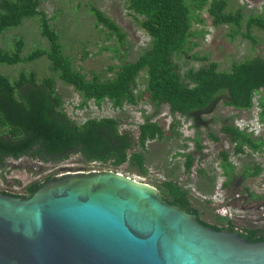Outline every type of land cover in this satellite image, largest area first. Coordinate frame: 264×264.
<instances>
[{
    "label": "trees",
    "instance_id": "16d2710c",
    "mask_svg": "<svg viewBox=\"0 0 264 264\" xmlns=\"http://www.w3.org/2000/svg\"><path fill=\"white\" fill-rule=\"evenodd\" d=\"M127 3L129 12L152 38L151 50L144 52L135 62L123 61L120 65L109 66L104 75L92 73L89 77L77 70L73 60L65 55L61 36L53 28L51 18L40 10V0H1L0 33L20 27L27 20H38L41 35L48 41L49 47L37 48L24 56L26 45L20 38L14 51L0 47V65H18L47 58L51 71L59 80L80 94L82 108L93 100L100 107L108 101L114 109H123L126 105H138L148 97L157 110L162 105H168L173 114L187 116L208 109L222 93L227 94V106L237 111H248L255 106V95L261 91L264 93V57L235 62L230 71H221L218 63H207L208 57L195 55L194 61L203 65L185 72L176 57L185 50L193 36L194 11L207 9L213 26H233L232 39L241 35L254 44L256 39L251 35V29L256 26L264 31V17L249 16L247 32L242 33L243 8L229 12L227 0H127ZM91 11L96 17V27L105 28L108 39L116 36L120 44L125 45L126 34L119 26L99 9L92 8ZM115 52L119 53L118 50ZM142 75L145 76L142 79L145 87L139 90ZM258 105L260 120L264 122V94L259 97ZM121 124L114 118H91L83 124L75 123L64 110V98L57 90L54 77L38 82L34 72H22L14 81L0 75V167L9 158L30 156L43 162H62L80 154L90 162L97 161L115 168L126 163L135 164L146 174L145 157L134 148L138 144L145 149L148 141L163 140L166 136L164 128L148 117L140 125L139 139L136 140L131 133L121 131ZM221 131L236 145L237 154L244 152V146L253 151L264 148L261 137L254 140L251 134L235 126L225 125ZM211 138L219 141L213 134ZM196 145L201 148L200 139L196 140ZM219 156L226 176L224 187L229 190L236 168L229 161L228 152L222 151ZM185 158V167L190 171L195 165V158L191 154ZM200 173L203 175L204 171ZM245 173L255 178L263 173V169L257 166L246 169ZM44 184L31 185L27 197ZM161 195L168 203L196 214L208 227L217 231L232 229L231 221L225 227L208 224L201 219L200 211L193 207L188 193L173 182L163 185ZM251 197L255 201L264 200L257 195ZM246 232L243 237L251 243L264 242V229H246Z\"/></svg>",
    "mask_w": 264,
    "mask_h": 264
},
{
    "label": "rangeland",
    "instance_id": "374dc122",
    "mask_svg": "<svg viewBox=\"0 0 264 264\" xmlns=\"http://www.w3.org/2000/svg\"><path fill=\"white\" fill-rule=\"evenodd\" d=\"M227 1L229 12H235L240 6L239 0ZM249 1L256 6H264V0ZM92 8L99 9L119 26L126 34L125 45H121L116 36L108 39L105 28L96 27V17L91 11ZM127 8V0H40V10L51 18L53 28L61 36L65 55L73 60L77 70L89 77L92 73L104 75L109 66L120 65L123 61L135 62L144 52L151 50L152 38ZM243 14L245 19L242 33H246L247 21L249 16L254 15V10L244 7ZM192 24L193 36L190 37L185 50L176 57L183 72L190 68L199 69L203 65L199 61H194L195 55L208 57L207 63H218L221 71H230L235 62L240 63L256 56L264 57V31L256 26L251 29V35L256 39L254 44L241 35L232 39L231 33L235 30L233 26H213L207 9L194 11ZM20 38L24 39L26 45L24 56L37 48L49 47L48 41L41 35L38 20H27L20 27L10 28L0 33V47L7 51H14L16 41ZM116 50L119 51L118 54ZM86 54H88L87 57H85ZM22 72L36 73L38 82L47 77H54L57 90L64 98V109L75 123L82 124L91 118L118 119L122 122L121 131L131 133L137 140L140 125H143L145 119L149 117L151 121L159 123L164 128L166 136L163 140L148 141L145 149L136 144L134 150L145 157L146 174L131 163H126L119 168L102 164H99V167L98 164L94 165L80 154L72 155L62 162H43L26 156L20 159L9 158L0 167L1 190L12 191L27 197L28 188L35 183L44 184L48 179L77 171L86 172L99 167L149 184L157 188L160 193L163 192L165 183L178 184L180 179H185L184 187L195 184L198 191L210 195L215 193L218 180L215 174V158L219 157L220 152L226 151L231 155L230 160L236 168V176L230 183V189L223 191V195L233 204L232 210L229 211L232 214L225 217L224 208L214 207L210 202L199 199L194 200V207L200 211L201 218L208 224L226 227L228 221H231V228L264 229V200L255 201L251 198V195H257L264 199V186H262L264 153H258L249 146H244L249 153L234 156L232 152L235 145L221 131L225 125L234 127L243 125L245 121L257 119L256 108H258L259 97L264 94L262 91L255 95V107L252 110L237 111L227 106V94L222 93L208 109L183 116L173 114L168 105H162L157 110L149 102L148 97L142 99L138 105H126L121 110L114 109L108 101L101 107L90 102L87 107L82 108L80 94L73 87L59 80L51 71L50 62L45 57L35 62L0 65V75L12 81L18 79ZM144 77V75L140 77L139 90H144L145 84L142 80ZM211 134L219 141H213ZM251 137L254 140L261 137L264 141V128L261 136L255 134ZM197 139L201 140V148L196 146ZM188 154H191L196 161L191 171L185 167V156ZM257 166L263 169L259 177L252 178L245 173L246 169H254ZM201 170L204 171L203 175L200 173ZM247 189H253V192L250 194ZM237 195H239L238 198H236Z\"/></svg>",
    "mask_w": 264,
    "mask_h": 264
},
{
    "label": "water",
    "instance_id": "95a60500",
    "mask_svg": "<svg viewBox=\"0 0 264 264\" xmlns=\"http://www.w3.org/2000/svg\"><path fill=\"white\" fill-rule=\"evenodd\" d=\"M0 191V264H264V242L217 231L111 170Z\"/></svg>",
    "mask_w": 264,
    "mask_h": 264
},
{
    "label": "built area",
    "instance_id": "2783aa9c",
    "mask_svg": "<svg viewBox=\"0 0 264 264\" xmlns=\"http://www.w3.org/2000/svg\"><path fill=\"white\" fill-rule=\"evenodd\" d=\"M239 4H240V6L239 7H241V8H249V9H251L252 11L254 10V15H258V16H262V17H264V6L263 5H260V6H256L255 4H253V3H251L249 0H239ZM90 102H94L93 100L92 101H89L88 102V104L90 103ZM95 103V102H94ZM88 104H87V106H88ZM96 104V103H95ZM255 104V103H254ZM97 105V104H96ZM86 106V107H87ZM98 106V105H97ZM258 106V108H256L257 110H258V112L260 111V107H259V105H257ZM99 107V106H98ZM65 110V109H64ZM117 110H121V109H117ZM66 112V111H65ZM89 120V119H88ZM87 121V120H86ZM85 121V122H86ZM83 124V123H82ZM144 124V123H143ZM245 122L243 123V127H242V125L240 126V127H242L241 129L242 130H244L245 128ZM255 127V131H254V135L255 134H257L258 136L260 135L261 136V130H260V127L262 126V125H264V124H261L260 123V121L258 120V121H256L254 124H253ZM248 132H251V130H247ZM139 133H138V137H137V140L139 139ZM259 138V137H258ZM213 141H215V140H213ZM235 145V144H234ZM197 146V145H196ZM235 147H236V145H235ZM235 147H234V151L232 152L233 153V155L234 156H243V155H247L248 153H249V151H246L245 149H244V152H242V153H239V154H237L236 152H235ZM258 153L260 152V153H264V148L262 149V151H257ZM221 153V152H220ZM220 153H219V155H220ZM251 153H252V151H251ZM231 156V155H230ZM216 159V163H215V174H217V181H216V191H215V193L214 194H210V195H206V194H203V193H201L200 191H198L197 190V188H196V186H195V184H192L191 186H189V187H184V182H185V179H180V183H178V184H176L178 187H180L181 189H183L184 191H186L187 193H188V195L190 196V201H191V204L193 205V207H194V205H195V199H199V200H204V201H206V202H210L211 203V205L212 206H214V207H222V208H224L225 209V217H228V215L229 214H232V213H229V211H231L232 209L231 208H233V204H231L228 200H227V197L226 196H224L223 195V191H225V183H226V179H225V174H224V171H223V169H222V166H221V160H220V156L219 157H217V158H215ZM230 162H231V160H229ZM94 163V165L95 164H98V166H99V164H102V165H104L105 166V164H103V163H101V162H97V161H94L93 162ZM232 163V162H231ZM233 164V163H232ZM195 166V165H194ZM194 166L192 167V169L194 168ZM100 167V166H99ZM92 168V169H90V170H88V171H84L85 173H91V172H103V171H106V170H103V169H100V168ZM191 169V170H192ZM190 170V171H191ZM112 171V170H111ZM202 171V170H201ZM217 171V172H216ZM196 175H197V173H196ZM262 186H264V182L262 183ZM263 190H264V188H263ZM0 191H5V192H8V193H11V194H15V195H17V196H24V195H21V194H17V193H15V192H12V191H8V190H1L0 189ZM248 192H250V194L253 192V189H249V191ZM239 197V195H237V197L236 198H238ZM194 208H196V207H194ZM197 209V208H196ZM242 211V210H241ZM231 219H232V217H230ZM226 227H228V225L226 226ZM232 229L234 230V231H237V232H239L240 234H242V236H243V234L244 235H246L247 234V232H246V230H244V229H240V228H238V227H232Z\"/></svg>",
    "mask_w": 264,
    "mask_h": 264
},
{
    "label": "clouds",
    "instance_id": "9594fccd",
    "mask_svg": "<svg viewBox=\"0 0 264 264\" xmlns=\"http://www.w3.org/2000/svg\"><path fill=\"white\" fill-rule=\"evenodd\" d=\"M255 105V104H254ZM255 107V106H254ZM253 107V108H254ZM252 108V109H253ZM251 109V110H252ZM260 112H261V109H260V111L258 112V117H257V119H252V120H249V121H245V129L244 130H242L241 128L243 127V125H242V127H240L241 125H236L235 127H237L239 130H241V131H245V132H247V133H249V134H251V135H254L253 133H254V131H255V126L253 125L256 121H260V123L261 124H264V122H262L261 120H260V116H259V114H260ZM263 128H264V125H262L261 127H260V130H261V132H263ZM247 130H251V132H248ZM84 172V171H83ZM26 197V196H25Z\"/></svg>",
    "mask_w": 264,
    "mask_h": 264
},
{
    "label": "flooded vegetation",
    "instance_id": "af4514ba",
    "mask_svg": "<svg viewBox=\"0 0 264 264\" xmlns=\"http://www.w3.org/2000/svg\"><path fill=\"white\" fill-rule=\"evenodd\" d=\"M249 191V189H247ZM252 198V197H251ZM202 219V218H201Z\"/></svg>",
    "mask_w": 264,
    "mask_h": 264
}]
</instances>
